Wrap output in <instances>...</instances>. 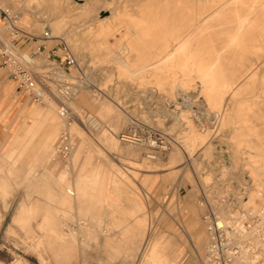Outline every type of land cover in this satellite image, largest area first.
Here are the masks:
<instances>
[{
	"label": "rangeland",
	"instance_id": "374dc122",
	"mask_svg": "<svg viewBox=\"0 0 264 264\" xmlns=\"http://www.w3.org/2000/svg\"><path fill=\"white\" fill-rule=\"evenodd\" d=\"M28 1L0 0V9L35 37L51 28L53 39L27 52L38 101L0 87V264H149L156 244L168 264H264V24L243 22L253 0ZM101 22L108 34L98 38ZM179 35L185 50L170 63L164 47L175 52ZM65 47L77 62L66 76ZM33 109L54 113L49 148L47 124L27 136L43 121ZM67 132L71 157L57 149ZM215 220L253 233L213 238ZM57 228L74 234L71 255L48 237Z\"/></svg>",
	"mask_w": 264,
	"mask_h": 264
},
{
	"label": "built area",
	"instance_id": "2783aa9c",
	"mask_svg": "<svg viewBox=\"0 0 264 264\" xmlns=\"http://www.w3.org/2000/svg\"><path fill=\"white\" fill-rule=\"evenodd\" d=\"M0 19L4 23L5 29V33H0V71H4L11 78L16 80L20 91L31 96L35 101H38L42 97V91L39 90L41 82L38 79V74L34 71V67L30 61V55L22 50L17 43L20 40L35 41V43L38 44L37 51L39 52L42 48H45L44 43L52 39L50 30L46 31L42 38L25 34V32L19 28L20 17L12 13L9 9H0ZM65 51H67L66 47ZM52 56H56V53L50 55L49 58ZM76 65V60L72 58L67 51L65 59L59 63V70L66 76L67 70L69 68H75ZM43 78L46 79V77ZM47 80L50 81L51 79L48 78ZM61 83L63 84V82ZM61 94L66 99L74 97L70 89L65 86H62ZM60 114L64 118H68L69 116L65 107L61 108ZM97 122L98 120L96 117L88 116L86 118V124L90 127H96ZM57 149L59 153L71 157L73 142L70 133L67 132L62 135L61 143Z\"/></svg>",
	"mask_w": 264,
	"mask_h": 264
},
{
	"label": "bare ground",
	"instance_id": "6f19581e",
	"mask_svg": "<svg viewBox=\"0 0 264 264\" xmlns=\"http://www.w3.org/2000/svg\"><path fill=\"white\" fill-rule=\"evenodd\" d=\"M196 1V3L197 2H200V1H202V0H195ZM241 0H225L224 2H223V5H222V7L223 6H228L229 4H232V3H235V2H240ZM36 2V1H35ZM35 2L34 1H32V0H29L28 1V3H27V6H28V8H33L34 7V5H35ZM205 2L207 3V2H211L210 0H205ZM252 5V11H251V15L249 16V18H247V19H245V20H243V22H247V23H249L250 21H255L256 20V18H259L260 17V19H261V22H263V24H264V0H253V3L251 4ZM1 8V7H0ZM3 9H4V7H3ZM5 9H7V8H5ZM215 12H216V10H212L210 13H208V14H204V13H201L200 14V16L199 17H196V18H193L194 20L193 21H195V20H197L198 18L200 19V23L199 24H203V23H206V22H208V20L210 19V18H212L213 17V15L215 14ZM110 19V17L109 18H107V19H105V20H109ZM105 20H103V21H105ZM1 21V20H0ZM253 21V22H254ZM60 24H61V21H57L54 25H52V26H55V27H60ZM110 24V23H109ZM250 24V23H249ZM198 25V24H197ZM196 25V26H197ZM200 25V26H201ZM196 26H194V29H196L197 27ZM19 28H20V26H19ZM193 28V27H192ZM21 29V28H20ZM23 30V29H22ZM49 30V29H48ZM24 31V30H23ZM50 31H51V28H50ZM94 31L95 32H92V33H94L95 35H97V37L98 38H101V37H104V36H106L107 34H108V28H107V24H105V23H102L101 22V24H99L98 26H95L94 27ZM0 32H1V30H0ZM25 32V31H24ZM25 34H27L26 32H25ZM29 35V34H28ZM180 38H181V36L179 35V36H177V40H178V42H177V47H176V50H175V52H169L168 51V46H165L164 47V52L166 53V56L168 57V62H174L175 61V57L177 56V55H181V54H183V52H184V50H185V48H184V45H182V42L183 41H181L180 40ZM52 39H53V37H52ZM190 39V38H189ZM188 42V41H187ZM99 45H100V43H99ZM102 45H103V47L104 46H106V50H109L110 48H111V45L109 44V42H107V43H105V44H103L102 43ZM108 45H110L109 47H108ZM196 46V45H195ZM124 51H126L127 53H131L132 52V48H131V45L130 44H128L126 47H124V49H123ZM167 50V51H166ZM161 51V50H160ZM120 53V52H119ZM166 57V58H167ZM30 61H31V63L33 64V60L32 59H30ZM229 63V62H228ZM151 66V65H150ZM180 66L183 68V70H185V72H186V75H188V74H191L192 73V69H191V66H188V64H187V62L186 61H183L182 62V64H180ZM172 66H168L167 67V69H169L170 71H173L172 70ZM181 68V69H182ZM211 71V70H210ZM252 74V73H251ZM195 76V75H194ZM192 78V77H191ZM195 78V77H194ZM199 79V78H198ZM206 86H205V84L203 83V88H205ZM209 89V88H208ZM204 92H205V90H204ZM202 93V92H201ZM207 95V94H206ZM209 100V99H208ZM182 116V115H181ZM97 125H99V123L97 122ZM96 125V126H97ZM192 130V129H191ZM192 132V131H191ZM190 133V132H189ZM194 135V134H193ZM187 136V135H186ZM204 139V138H203ZM123 140L124 141H127V142H131V143H135V142H141V140H139L137 137H136V135L135 134H131V133H127V134H125V135H123ZM186 140V139H185ZM154 143V142H153ZM185 143V146H186V150H187V154L191 157V158H193L194 159V154H195V148H196V146H195V138L192 136V133H190L189 135H188V139L184 142ZM75 148H76V146H75ZM245 150V149H244ZM254 198V197H253ZM251 199V198H250ZM252 200V199H251ZM250 204V203H249ZM252 205V204H251ZM250 206V205H249ZM248 207V206H247ZM25 210H24V208L22 209V212H24ZM248 212H250V216H254V212H251L250 210H248ZM261 217H264V213L262 212L261 214ZM241 225V224H240ZM236 226V224H234L233 222H232V220H228V221H226V223H224V222H218L217 220H215L214 221V223H213V231H212V237L213 238H217V237H219V234L221 233V232H226L227 234H228V236H230V237H234V238H237V236H239V239H245L246 237H249V236H251L252 235V233H253V231H252V233H250L249 232V230H247V228H245V227H243V226ZM250 231H251V229H250ZM257 237V236H256ZM66 244V243H65ZM257 244L259 245V247H261L262 245H260V243H259V241L257 240ZM69 246V245H68ZM67 245H66V247H68ZM212 247V245L210 246V248ZM264 246H262L261 247V249L263 250L264 248H263ZM246 251V250H245ZM246 252H248V250L246 251ZM233 254V253H232ZM256 258V257H255ZM258 258V257H257ZM239 258H236V261L234 262L235 264H245V263H248V260H245V262H242L241 260H242V258H240L239 260H238Z\"/></svg>",
	"mask_w": 264,
	"mask_h": 264
},
{
	"label": "crops",
	"instance_id": "0c3cea01",
	"mask_svg": "<svg viewBox=\"0 0 264 264\" xmlns=\"http://www.w3.org/2000/svg\"><path fill=\"white\" fill-rule=\"evenodd\" d=\"M1 23L2 22L0 21V30L2 31L4 29V27L1 25ZM27 34H29V33H27ZM29 35L33 36L32 34H29ZM20 47L25 52L35 53L34 50L36 47V43H34L33 41L24 40L23 45ZM15 84L17 85V87H16V90H13ZM0 87L2 88V93H3V89H4V91L6 92L5 93L6 95L10 94L12 90L15 91L16 93L17 92L22 93V91H20V89L18 87V82L16 80H14L13 78H11L4 71H0ZM32 116L43 117V121H36V122L34 121L30 126H28L27 136L29 134L33 133L35 131L36 127L39 126L40 124L41 125L47 124L48 128L46 127L47 128L46 130L48 131V135L45 136L44 139L42 140V147L44 149L49 148L51 146L52 141L54 140V135L52 136V130H54V129L49 127V125L52 126V124H50V123L55 118L54 113L53 112H43V111H40L37 109H33ZM77 199H79V198H77ZM74 200H75V198H74ZM72 201H73V199L70 201V204ZM15 221L17 222L16 219H15ZM129 235L131 236V233H129ZM66 236H67V238H66ZM48 237L55 242L64 244L67 254L71 255L73 249L75 248V243H74L75 238H74L73 233H71V232L65 233L61 229L57 228L55 230L49 231ZM148 240H149V236L146 235V243L148 242ZM66 245L67 246L69 245V246L66 247ZM157 245H159V244H156L151 248L150 255L148 256L149 264H168V263L164 262L162 260L161 256L159 255V253L157 251V249H158Z\"/></svg>",
	"mask_w": 264,
	"mask_h": 264
}]
</instances>
